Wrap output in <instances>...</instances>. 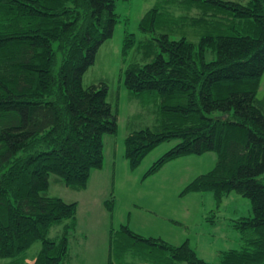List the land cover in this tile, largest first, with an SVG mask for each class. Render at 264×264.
I'll use <instances>...</instances> for the list:
<instances>
[{
  "label": "trees",
  "instance_id": "obj_1",
  "mask_svg": "<svg viewBox=\"0 0 264 264\" xmlns=\"http://www.w3.org/2000/svg\"><path fill=\"white\" fill-rule=\"evenodd\" d=\"M163 2L141 16L142 38L124 36V58L131 53L124 87L159 100L158 124L125 136V158L134 168L160 142L178 139L148 175L175 157L214 151V166L183 192L210 191L220 202L233 191L249 199L252 215L233 219L240 244L222 250L217 263L187 241L122 228L160 249L148 264H264V97L256 96L264 0ZM117 15L115 0H0V257L7 264H61L67 256L77 202L48 194L49 176L82 189L103 165V135L116 132L117 114L106 83L82 78ZM207 50L215 57L206 60ZM66 219L62 236L49 238ZM35 241L41 246L26 261Z\"/></svg>",
  "mask_w": 264,
  "mask_h": 264
},
{
  "label": "rangeland",
  "instance_id": "obj_2",
  "mask_svg": "<svg viewBox=\"0 0 264 264\" xmlns=\"http://www.w3.org/2000/svg\"><path fill=\"white\" fill-rule=\"evenodd\" d=\"M236 1L245 4L248 0ZM163 4V0H115L118 15L113 33L100 45L95 61L83 75L85 85L106 83L107 99L117 114V130L103 135V165L91 171L86 187L75 189L56 175L49 176L48 194L77 202L75 226L67 232V256L61 264H108L109 254L111 264H148L161 255L159 248L128 236L123 225L144 238L175 245L187 241L200 258L217 263L222 250L240 244L233 219L252 215L249 199L239 193H226L217 202L210 191L183 192L193 178L214 166V151L175 157L148 175L145 173L154 160L178 139L160 142L134 168L125 158V136L131 130L158 124L159 100L151 92L136 95L124 87V68L131 58V53L125 58L122 53L124 36L133 33L137 40L142 38L141 16ZM213 57L215 53L207 50L206 60ZM256 96L264 97V71ZM67 221L51 226L48 237L58 240ZM40 246V241H35L26 249V261ZM9 259L0 257V264Z\"/></svg>",
  "mask_w": 264,
  "mask_h": 264
}]
</instances>
